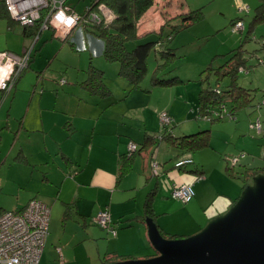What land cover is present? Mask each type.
I'll use <instances>...</instances> for the list:
<instances>
[{
  "label": "crops",
  "instance_id": "crops-1",
  "mask_svg": "<svg viewBox=\"0 0 264 264\" xmlns=\"http://www.w3.org/2000/svg\"><path fill=\"white\" fill-rule=\"evenodd\" d=\"M174 5L176 6L173 4L171 7L174 8ZM168 6L169 4L166 8L163 7L164 10H167ZM173 8L169 12L175 10ZM95 9L100 8L97 6ZM71 10L80 18L73 7ZM7 11L9 17L0 16V33L9 34L4 45H0V50L22 53L31 48V59L28 68L20 74L10 90L0 89V190L8 191L12 185L16 189L20 188L19 191H14L13 196L9 193L5 195L11 196L10 199H17L16 202L9 203V197L0 198V207L17 210L31 199L37 198L35 196L39 197L35 187L28 182L31 180L35 182L38 178V182L41 183L38 173L40 170L46 173L44 179L50 187L48 194L45 195L48 196L46 202L42 201L50 208V226L52 222L55 223L57 235L50 238L52 232H49L39 264H58L61 256L64 258V264H105V258L110 257L115 259L151 257L154 248L151 247L146 223L125 221L145 213V201L149 193L152 194L154 208V217L149 219L168 234L175 232L182 234L186 229H175L176 226L167 220V214L179 211L189 214L187 207L194 208L195 205L199 208L207 206L206 214H211L212 217L228 210L234 198L216 201L214 197L207 202L211 193V185H208L207 179H211L218 164L222 162L218 155L212 154L210 150L212 145L198 151H183L175 143L178 142L176 136L194 133L204 127L207 128L206 125L194 121L181 124L174 107H170L162 111H167L173 117L172 140L158 137L165 129L159 133L151 132L142 127V122L136 127L135 122L129 120V117L133 118L134 108L127 99V96L136 89L131 88L127 77L125 78L128 85L119 87L117 91L118 85L113 87L105 82L107 75L119 76L120 70L119 64L105 60L102 39L86 32L83 29L84 23L80 21L63 36L53 28L41 29L40 23L33 26L22 25L11 17L9 10ZM89 16L94 19L93 17L98 18L99 14ZM103 18L106 21L111 20L105 14ZM162 20L160 15L152 16L150 10L140 24L144 28L147 26L146 31L150 32L161 27L164 22ZM46 30L51 31V35H47L51 36L50 39L58 37L71 50L78 46L86 53L82 60L78 58L79 61L74 56L66 59L64 55L66 72L59 76L47 75L48 63L45 64L41 58L43 43L37 46ZM55 48L56 45L53 46V50ZM38 51L39 55L35 56ZM50 54L49 52V60ZM93 67L102 70V80L107 88L105 94L99 92L98 84L92 90L82 84ZM78 71L82 73L81 81L77 74H72ZM25 73L28 74L23 77ZM153 76L151 81L153 85L166 87L155 83ZM25 79L28 81L26 84ZM61 80L65 82L62 83ZM71 80H75V83H71ZM149 88L143 89L149 91ZM158 111L159 108L156 115L160 122ZM186 119H190V112L187 113ZM176 124L179 125L174 129ZM223 125L218 126L219 131L227 130L229 125L235 134L242 135L241 124L226 122ZM215 126L209 127L211 132ZM138 130H141L139 134L142 136L139 137L142 141L138 139L137 142L134 140L137 139ZM165 140L169 141L176 151L170 150L169 146L163 149ZM130 141L137 146L143 145L144 148L133 157L130 170L119 178L121 157L129 154ZM149 145H153L154 148L149 147L146 150ZM161 152L163 154L160 156ZM185 152L188 154L180 159H190L192 162L171 171L173 166L167 165L169 159ZM210 156L216 162L207 167L206 158ZM198 161L202 167L200 175H197ZM155 163L159 165L157 173L153 171ZM167 171H170L168 175L171 181L163 179L166 178ZM26 173L31 180H27ZM231 180L233 183L237 181L235 178ZM184 183L192 185L195 191V197L188 203H183L171 195L174 185ZM55 193L56 196H52ZM196 196L200 197L199 202L195 200ZM188 204L190 205L187 206ZM106 208L117 227L116 235L108 229L105 231L99 229L97 212ZM208 208L211 210L207 211ZM72 221L75 222V231L67 233L69 222ZM133 229L136 236L126 244ZM200 229L199 227L198 230ZM47 242L54 244L55 251L52 252L53 259L43 260ZM135 250H145V253L137 257L132 255Z\"/></svg>",
  "mask_w": 264,
  "mask_h": 264
},
{
  "label": "rangeland",
  "instance_id": "rangeland-1",
  "mask_svg": "<svg viewBox=\"0 0 264 264\" xmlns=\"http://www.w3.org/2000/svg\"><path fill=\"white\" fill-rule=\"evenodd\" d=\"M171 1L172 3H169L168 0H161L162 8H166L167 4L178 3V0ZM183 3L184 6L180 4L182 9L184 7L186 11H190L201 8L204 16L197 22H193L185 27H180L177 32L173 33L174 39L172 40V46H174V52H176V54L166 70L156 71V66L159 63L160 57L158 58L154 55V50L151 51L153 55H151L148 60V70L144 79L140 83L141 88H133V90L136 89V91L127 96L129 103L133 105L134 108L133 118L129 117V120L134 121L136 127L139 125V122H142V127L149 129L151 132L159 133L164 130L165 126L160 124L157 118V108H159L158 112L162 113L164 108L174 107L176 113L180 117L179 121L181 124H187L192 121L196 123L201 122L207 126V128L204 127L202 129H209V127L216 125V129L214 127L212 132L209 130L208 138L211 139L210 147L211 145L212 147L210 150L213 152L212 154H214V156L218 155L222 162L218 164L219 166L217 165L218 168L214 171L211 179H207L208 185H211V193L209 194V198H207V202H210L214 197H216V201L229 200L230 197L235 199L236 196L239 194L241 195L243 192V177H245L244 171L246 170V166L263 167L264 165V158L262 156L263 145L261 139L262 134H264V104L262 103L264 98V20L251 26L259 0H183ZM67 4L72 5L74 10L81 14H84L87 9L92 6V3L89 0H69ZM171 8L173 7L169 5L167 10L171 11ZM169 11L165 12L168 15H173L178 12L176 9L172 12ZM92 14L102 15L99 9H94L91 15ZM160 17H162L163 20L166 18L164 14L162 16L160 15ZM232 19L243 21L245 29L242 32L234 30L235 25H231ZM177 24H181V21H178ZM250 27L251 31L249 32L248 37L245 38ZM8 34L9 33L4 34V32L0 33V45H4ZM47 35H51L50 30H46L42 34L41 39L37 44V46L39 44L41 46L43 43L41 58L44 60L45 64L48 63L46 69L48 70L47 75L52 74L53 76H59L66 72L64 64L66 60H64V55L66 56V59H70V57L74 56L77 60L79 57L82 60L85 56L86 53L79 49L78 46H74L73 50H71L69 47H66L67 45H65L58 37L50 39L51 36ZM45 39H47V41H45ZM55 45L56 48L53 50V46ZM239 47L245 50L242 57L246 59L245 62L249 71L248 73L244 70L235 73L237 76V83L252 90L251 92L254 97L253 102L251 105L239 108L236 119L231 118L228 115H226L224 120L216 122L200 118L195 113L200 89L203 87H214L217 85V82H219L221 86L229 85L231 77L230 74L221 76L222 80L220 79L219 81L218 77L220 75L217 73L216 69H218L219 66L226 61V59L233 55L234 51ZM49 52L51 53V60L48 59ZM39 53L40 51H38L35 56H38ZM171 69H175L173 73H177L183 83L179 82L168 87L152 84L151 81L154 71L159 72L158 77L167 78L170 74L168 72ZM29 72L30 70L28 73ZM28 73H25L23 77H25ZM72 74H77L79 76V81H81L82 73L80 71ZM47 75L45 77H47ZM27 82L28 81L25 79L24 84ZM33 82L35 81L33 80ZM105 82L113 87L118 85L116 87V91L119 87L122 88L127 84L126 78L120 75H107ZM71 83H75V80H71ZM145 87H150L149 91H144L143 88ZM188 112H190L189 120L186 119ZM257 119L261 120V130L251 126V122H256ZM226 122H229L230 124H241L242 135L240 136L239 133L235 134L233 132V128L229 125L227 130L219 131L218 126H224L223 124ZM176 125L177 126H175L174 129H176L179 124ZM139 132H141V130L137 131V139L134 141L138 142V139H141L139 136H142V134H139ZM152 146H147L146 150ZM166 146H169L170 150L176 151L175 147L167 140L163 141L162 148L165 149ZM142 152L147 153V151ZM162 154L163 153L161 152L160 156ZM187 154L188 152H185L179 156L175 155L170 159L168 158L169 161L167 165H169V167L173 166L171 171L177 169L176 162ZM242 154H244V157H242L232 169L233 173L236 175L235 178H237V181L233 183L231 180L233 177L229 174L228 168L233 167L231 159L234 156H241ZM215 162L216 160L212 159L211 156L206 158L207 167ZM198 163L197 175H200L199 171L202 167L200 165V161H198ZM13 172L16 171L13 170ZM169 172L167 171L166 178H163L165 181H171L168 175ZM38 174L41 178V183L38 182V178H36L35 182L32 181L28 173H26V177L27 180H31V182L28 183L31 186H34L38 195H40L39 197H35L46 202V197L48 196L45 195L48 194L50 185L46 184V180L44 179V174L46 173H43V170H40V173ZM247 181L251 183L252 176H249ZM30 188L34 190L33 187ZM16 190L19 191L20 188L16 189L13 185L8 191H3L1 189L0 198L9 197L8 199H10ZM8 193L11 196H5ZM56 193L52 196H56ZM227 197L228 199H226ZM199 198L200 197L197 198L196 196L195 200L199 202ZM16 201L17 199L12 198L9 203H14ZM189 205L190 204L187 206ZM205 208H199L195 205L194 208L192 206L187 207L189 214H183L181 211L174 214H167V220L169 223L176 226L175 229H186V232L182 234L180 232H175V235H185V237H188L200 232L209 221L216 217H212L211 214H206ZM208 210L211 209L208 208L207 211ZM210 217L211 219L209 220ZM69 223L67 233H72L75 231V222L72 221ZM199 227L201 228L200 230H198ZM99 229L102 231L106 230L100 227ZM49 232H52L50 238L51 236L55 237L57 235V227L54 222L51 223ZM135 236L136 231L133 229L126 241V244H129ZM54 251V244L47 242L42 259L47 260V258H51L52 252ZM143 253H145V250H135L132 255L139 257L140 255H143Z\"/></svg>",
  "mask_w": 264,
  "mask_h": 264
},
{
  "label": "trees",
  "instance_id": "trees-1",
  "mask_svg": "<svg viewBox=\"0 0 264 264\" xmlns=\"http://www.w3.org/2000/svg\"><path fill=\"white\" fill-rule=\"evenodd\" d=\"M68 1V0H67ZM92 3V6L88 12L86 11L84 14L78 12L80 16V23H84L83 29L91 33L104 42V50L103 56L106 61L110 63L119 64L120 76L127 77L131 82V88H141V81L144 79L147 70H148V60L153 53L158 58L160 57L159 63L156 66V71H164L170 65L173 57L176 52H174V46H172V39L174 37V32H177L180 27H185L193 22H197L200 20L204 13L201 8L186 11L183 7H180V4L184 6L182 0H178L176 6L174 8L178 12H174L173 15H168L166 12L169 10H164L161 6V0H89ZM169 3H172L171 0H168ZM167 4V3H166ZM106 6L108 9L112 11L113 18L110 21H106L103 18L104 12L102 9L99 11L102 15H99L98 18L92 19L89 15L97 6ZM170 5V4H169ZM173 5V4H171ZM69 6H72L69 4ZM73 7V6H72ZM71 7V8H72ZM74 8V7H73ZM182 9V10H181ZM8 7L6 4V0H0V16L7 17L8 16ZM151 10L152 16L154 15H165L166 18L158 29H152L150 32L148 27L144 26L141 23L146 14ZM166 11V12H165ZM9 17V16H8ZM153 19V18H152ZM264 20V0H259L258 6L256 7L255 16L251 22V26L257 22ZM178 21H181V24H177ZM238 19H232L231 25H236ZM243 22V21H242ZM78 24V23H77ZM244 24V22H243ZM235 27V26H234ZM150 28V27H149ZM245 29V24L242 29H237L239 31H243ZM251 31V27L247 32L245 38L248 37L249 32ZM243 50L239 47L234 51L233 55H231L226 61L216 69L217 73H219V81L222 80L221 76L230 74V82L227 86H221L219 82L214 87H206L201 88L200 93L198 95V105L196 109V114L200 118H210L211 122L222 121L225 119L226 115L231 118H237V111L239 108L251 105L253 102V94L250 88H246L237 83V76L235 73L239 71H245L248 73L249 69L246 65V59L242 57ZM252 55V53H251ZM175 69H171L168 73L169 76L167 78L158 77L159 72L154 71L153 79L155 83L162 84L166 86H172L177 83H183L182 79L177 75V73H173ZM83 86L87 89L92 90L97 84L99 85V92L105 94L106 86L102 80V70L99 68H91L89 70V76L86 80L82 82ZM262 103L264 104V98ZM219 109V110H217ZM223 109V110H222ZM217 110V111H216ZM253 122H251L252 124ZM173 125L170 128H165V132L162 133V136L159 138H169L174 137L173 134ZM208 130V131H207ZM210 129H200L192 134L185 136H176L178 142L175 141L177 147L183 151H198L205 147L210 146V138H208ZM262 145H263V158H264V134L261 136ZM145 142V140H144ZM146 144V142H145ZM144 148L143 145H139L135 151H132L129 154H124L121 157L120 167H119V178H122L131 168L133 157L136 153H140V151ZM242 158V157H241ZM240 158V160H241ZM239 160V161H240ZM233 167L228 168V172L232 175L233 178L236 175L233 173ZM178 168H183L182 166L176 165ZM264 174V165L263 167H247L244 171L243 177V190L248 186L252 185L256 175ZM252 176V182L249 183L247 181L248 177ZM237 179V178H235ZM240 196L236 197L232 200L230 207H232ZM152 194L146 198L145 201V213L142 215H138L133 219L129 218L128 221H137L141 223H146L147 218L154 217V208L152 204ZM29 202V201H28ZM25 206V205H24ZM228 208V210H229ZM18 210V209H17ZM109 210L101 209L97 212L99 214L101 211ZM227 210V211H228ZM6 211H14V209H4L0 207V215H2ZM226 211V212H227ZM110 214V212H109ZM224 213H220L221 215ZM217 215V216H218ZM97 223L99 221L97 219ZM51 219V213H50ZM111 219V215H110ZM122 221V220H121ZM134 224V223H133ZM101 228L108 229L109 231L113 230L117 231V227L115 223L112 222V219L107 227H103L99 224ZM50 228V227H49ZM159 232L166 238H181V235L168 234L163 229H159ZM49 236V235H48ZM151 247L153 245L151 244ZM45 248V247H44ZM154 255H157L155 250L153 249ZM138 259V258H105V264H129V260ZM58 264H64L63 256L60 257Z\"/></svg>",
  "mask_w": 264,
  "mask_h": 264
},
{
  "label": "built area",
  "instance_id": "built-area-1",
  "mask_svg": "<svg viewBox=\"0 0 264 264\" xmlns=\"http://www.w3.org/2000/svg\"><path fill=\"white\" fill-rule=\"evenodd\" d=\"M11 17L25 26L40 23V28H53L59 34L66 36L78 23V15L71 10L67 0H6ZM110 19L113 13L106 6H100ZM94 16L93 18H95ZM244 24L238 21L234 30L242 29ZM31 59V48L22 53L0 51V89L10 90L16 80L28 68ZM64 83V80H61ZM219 110V109H217ZM216 110V111H217ZM223 110V109H222ZM210 120V118H205ZM160 123L165 128L173 125V117L167 112L160 113ZM251 126L261 130V120L257 119ZM160 134L159 137H161ZM129 153L138 146L131 142ZM241 156H234L231 161L237 164ZM192 160H178L176 165L183 166ZM159 165L153 164V171L157 173ZM177 200L188 203L195 191L190 184L174 185L171 193ZM99 224L107 227L111 221L107 210L101 211L97 217ZM50 208L40 199L33 198L18 210L6 211L0 215V264H39L49 235ZM116 235L117 231L113 230Z\"/></svg>",
  "mask_w": 264,
  "mask_h": 264
},
{
  "label": "water",
  "instance_id": "water-1",
  "mask_svg": "<svg viewBox=\"0 0 264 264\" xmlns=\"http://www.w3.org/2000/svg\"><path fill=\"white\" fill-rule=\"evenodd\" d=\"M147 226L157 255L129 264H264V174L192 236L166 238L149 218Z\"/></svg>",
  "mask_w": 264,
  "mask_h": 264
},
{
  "label": "flooded vegetation",
  "instance_id": "flooded-vegetation-1",
  "mask_svg": "<svg viewBox=\"0 0 264 264\" xmlns=\"http://www.w3.org/2000/svg\"><path fill=\"white\" fill-rule=\"evenodd\" d=\"M17 81V80H16Z\"/></svg>",
  "mask_w": 264,
  "mask_h": 264
}]
</instances>
